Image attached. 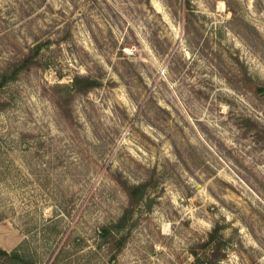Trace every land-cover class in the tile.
Returning a JSON list of instances; mask_svg holds the SVG:
<instances>
[{
  "label": "rangeland",
  "instance_id": "rangeland-1",
  "mask_svg": "<svg viewBox=\"0 0 264 264\" xmlns=\"http://www.w3.org/2000/svg\"><path fill=\"white\" fill-rule=\"evenodd\" d=\"M0 249L264 264V0H0Z\"/></svg>",
  "mask_w": 264,
  "mask_h": 264
},
{
  "label": "trees",
  "instance_id": "trees-1",
  "mask_svg": "<svg viewBox=\"0 0 264 264\" xmlns=\"http://www.w3.org/2000/svg\"><path fill=\"white\" fill-rule=\"evenodd\" d=\"M26 60H23L22 65L19 67L20 69L25 67L26 65ZM82 82L84 85V88L87 89H91L94 87L98 86V83L95 81H92L90 79H77V82ZM2 106L5 105V103L1 104ZM147 188L146 184H140V185H135V186H126L127 192L129 194V197L131 199V203H134L136 201H140L142 200L145 190ZM130 211H126V214L120 219L119 223L122 225L125 221H127L128 219V214ZM119 224V225H120ZM222 229L221 226H217L214 231L211 233V237H210V241H217L219 238V231ZM217 249L215 250V252L213 253V257L214 260H217V258L219 259L221 257V255L219 254V251L221 250V242L219 241L217 243ZM214 260L212 261H203L200 264H214ZM0 261L1 262H9V261H13L17 264H33L30 261L26 260V258L24 256H22L21 254H19L18 252H14V253H8L5 250L0 249Z\"/></svg>",
  "mask_w": 264,
  "mask_h": 264
},
{
  "label": "bare ground",
  "instance_id": "bare-ground-1",
  "mask_svg": "<svg viewBox=\"0 0 264 264\" xmlns=\"http://www.w3.org/2000/svg\"><path fill=\"white\" fill-rule=\"evenodd\" d=\"M154 4L156 5V7L160 10L159 5H157L156 1L154 2Z\"/></svg>",
  "mask_w": 264,
  "mask_h": 264
}]
</instances>
